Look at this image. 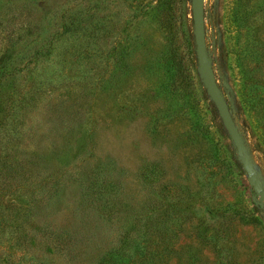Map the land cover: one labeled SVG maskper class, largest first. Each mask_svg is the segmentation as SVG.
<instances>
[{
    "label": "rangeland",
    "instance_id": "1",
    "mask_svg": "<svg viewBox=\"0 0 264 264\" xmlns=\"http://www.w3.org/2000/svg\"><path fill=\"white\" fill-rule=\"evenodd\" d=\"M202 2L264 187V0ZM254 195L191 0H0V264H264Z\"/></svg>",
    "mask_w": 264,
    "mask_h": 264
},
{
    "label": "water",
    "instance_id": "2",
    "mask_svg": "<svg viewBox=\"0 0 264 264\" xmlns=\"http://www.w3.org/2000/svg\"><path fill=\"white\" fill-rule=\"evenodd\" d=\"M191 4L196 57L203 76L204 85L206 86L212 101L216 105L222 123L232 140L235 149L240 154V164L242 169L248 175L249 184L253 188L255 194L253 200L256 201L259 199L258 204L264 206V187L258 175L254 174L253 168L249 163V158L245 153L240 131L232 115L229 103L221 95L214 70L212 66L206 62L205 32L202 28V20L204 17L203 2L202 0H191Z\"/></svg>",
    "mask_w": 264,
    "mask_h": 264
}]
</instances>
